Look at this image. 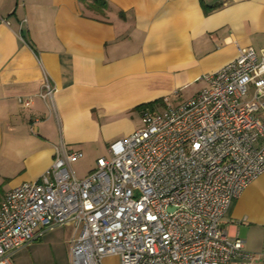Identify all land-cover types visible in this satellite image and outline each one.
<instances>
[{
  "label": "crops",
  "instance_id": "0c3cea01",
  "mask_svg": "<svg viewBox=\"0 0 264 264\" xmlns=\"http://www.w3.org/2000/svg\"><path fill=\"white\" fill-rule=\"evenodd\" d=\"M104 1L0 0V176L10 188L38 179L55 149L108 156L107 146L137 129L133 119L145 108L171 104L192 85L203 88L202 77L238 48L264 53V0ZM43 74L56 88L51 100L40 96ZM240 193L222 226L258 261L264 173ZM57 231L68 250L74 227L62 224L13 250L11 259Z\"/></svg>",
  "mask_w": 264,
  "mask_h": 264
},
{
  "label": "built area",
  "instance_id": "2783aa9c",
  "mask_svg": "<svg viewBox=\"0 0 264 264\" xmlns=\"http://www.w3.org/2000/svg\"><path fill=\"white\" fill-rule=\"evenodd\" d=\"M237 53L185 102L145 108L141 127L107 146L84 178L71 167L81 150L55 149L38 179L8 189L0 199V264H13V250L62 224L74 227L68 264H102L109 255L119 264L252 260L222 226L229 205L264 173V53ZM41 87L51 100L47 74Z\"/></svg>",
  "mask_w": 264,
  "mask_h": 264
},
{
  "label": "rangeland",
  "instance_id": "374dc122",
  "mask_svg": "<svg viewBox=\"0 0 264 264\" xmlns=\"http://www.w3.org/2000/svg\"><path fill=\"white\" fill-rule=\"evenodd\" d=\"M202 88L201 85H192L189 88L181 91L179 96L176 97L172 102V105H177L181 103L183 100L188 99L187 97H191L196 91H199ZM169 104V103H167ZM164 105L156 106L157 111L163 110ZM141 118L133 119V123L136 125V128L141 127ZM85 152L84 156L74 162L72 164L73 174L78 179L84 178L88 172H90L94 167V159L99 153L95 152ZM101 155L107 156V153H101ZM11 180L8 177L0 176V197L10 188ZM63 231H57L52 233L50 236H46V238H42L36 241L33 247L24 253H18L13 256L12 261L13 264H67L68 262V251L67 244L65 242L66 237ZM256 257V256H255ZM254 258V257H253ZM251 261V260H250ZM236 264H264V258L251 262H243Z\"/></svg>",
  "mask_w": 264,
  "mask_h": 264
},
{
  "label": "trees",
  "instance_id": "16d2710c",
  "mask_svg": "<svg viewBox=\"0 0 264 264\" xmlns=\"http://www.w3.org/2000/svg\"><path fill=\"white\" fill-rule=\"evenodd\" d=\"M97 4L104 5L105 1L104 0H94ZM1 198V197H0Z\"/></svg>",
  "mask_w": 264,
  "mask_h": 264
}]
</instances>
